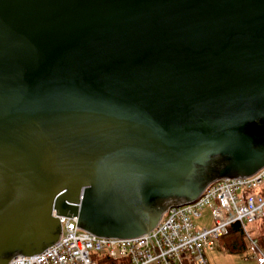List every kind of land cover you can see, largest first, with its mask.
<instances>
[{"label": "water", "instance_id": "95a60500", "mask_svg": "<svg viewBox=\"0 0 264 264\" xmlns=\"http://www.w3.org/2000/svg\"><path fill=\"white\" fill-rule=\"evenodd\" d=\"M263 165L264 0H0V264Z\"/></svg>", "mask_w": 264, "mask_h": 264}, {"label": "built area", "instance_id": "2783aa9c", "mask_svg": "<svg viewBox=\"0 0 264 264\" xmlns=\"http://www.w3.org/2000/svg\"><path fill=\"white\" fill-rule=\"evenodd\" d=\"M264 182V165L242 177L218 178L209 182L188 203L170 205L149 232L133 238L102 237L77 227V217L59 216L61 237L34 255L17 254L8 264H209L206 251L214 249L231 223L238 221L255 254L264 264V250L250 235L247 225L264 214V194L237 195L240 189L258 188ZM210 211V226L199 227L193 219Z\"/></svg>", "mask_w": 264, "mask_h": 264}, {"label": "rangeland", "instance_id": "374dc122", "mask_svg": "<svg viewBox=\"0 0 264 264\" xmlns=\"http://www.w3.org/2000/svg\"><path fill=\"white\" fill-rule=\"evenodd\" d=\"M264 190V182L254 189H240L237 195L245 194H260ZM193 222L199 227L210 226V211L205 208L202 215L193 219ZM260 220L247 225L248 231L252 237L258 236V229L260 227ZM242 241L245 242L246 248L240 251H231L228 249L227 240L223 238H216L214 241V249L206 251V256L209 264H255L261 259L260 253L255 254L254 250L250 247L249 240L246 235H242ZM241 242V240H240ZM100 254L94 257L97 264H108V262H99Z\"/></svg>", "mask_w": 264, "mask_h": 264}, {"label": "trees", "instance_id": "16d2710c", "mask_svg": "<svg viewBox=\"0 0 264 264\" xmlns=\"http://www.w3.org/2000/svg\"><path fill=\"white\" fill-rule=\"evenodd\" d=\"M261 194H264V190L261 192ZM259 220L261 223L258 229V236L253 238L258 242L262 250H264V214ZM242 235H245L242 226L238 221H235L228 225L225 233L220 238L227 240L228 249L236 252L246 248L245 242L242 241ZM255 264L263 263L256 262Z\"/></svg>", "mask_w": 264, "mask_h": 264}]
</instances>
